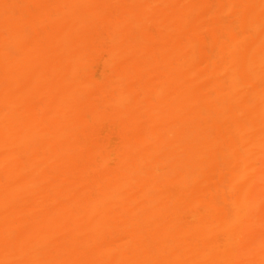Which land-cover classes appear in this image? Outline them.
<instances>
[{
  "label": "bare ground",
  "instance_id": "6f19581e",
  "mask_svg": "<svg viewBox=\"0 0 264 264\" xmlns=\"http://www.w3.org/2000/svg\"><path fill=\"white\" fill-rule=\"evenodd\" d=\"M0 264H264V0H0Z\"/></svg>",
  "mask_w": 264,
  "mask_h": 264
}]
</instances>
